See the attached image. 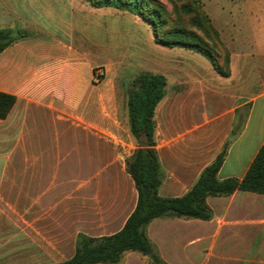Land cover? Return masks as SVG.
Wrapping results in <instances>:
<instances>
[{
    "label": "crops",
    "instance_id": "crops-1",
    "mask_svg": "<svg viewBox=\"0 0 264 264\" xmlns=\"http://www.w3.org/2000/svg\"><path fill=\"white\" fill-rule=\"evenodd\" d=\"M66 5L68 23L53 25L58 31L0 54V91L17 98L0 119V203L32 236L35 264L72 259L80 234L120 232L138 201L126 170L138 147L129 129V79L98 61L97 29L95 39L80 32L85 19H73ZM263 8L253 18L252 50H240L233 36L225 41L228 77L196 67L168 82L156 111L162 197L184 196L226 143L220 180L244 178L263 147ZM207 203L210 221L157 219L147 227L164 262L264 264V195L238 191ZM122 264L151 263L130 252Z\"/></svg>",
    "mask_w": 264,
    "mask_h": 264
},
{
    "label": "trees",
    "instance_id": "trees-1",
    "mask_svg": "<svg viewBox=\"0 0 264 264\" xmlns=\"http://www.w3.org/2000/svg\"><path fill=\"white\" fill-rule=\"evenodd\" d=\"M96 8H114L144 18L152 26L162 46L184 48L202 54L224 77L229 76L230 63L223 70L218 57L205 39L191 30L180 27L168 29L164 6L152 0H86ZM186 7L195 11L193 24L216 38L219 31L203 6ZM36 35L27 30L0 28V54L16 43ZM129 84V83H128ZM168 80L162 74L142 72L127 85L129 129L138 143L133 155L126 161V170L134 180L138 192L137 206L124 228L107 237L92 238L80 234L74 257L57 264H122L127 253L134 252L151 264H166L151 242L147 227L157 219H184L210 221L213 211L207 203L209 197H227L238 191L264 195V145L242 179L220 180L218 175L224 164L229 143L209 164L191 189L182 197L165 198L160 195L164 173L156 149V111L166 97ZM17 102L14 95L0 91V119H6Z\"/></svg>",
    "mask_w": 264,
    "mask_h": 264
},
{
    "label": "rangeland",
    "instance_id": "rangeland-1",
    "mask_svg": "<svg viewBox=\"0 0 264 264\" xmlns=\"http://www.w3.org/2000/svg\"><path fill=\"white\" fill-rule=\"evenodd\" d=\"M152 1L164 6L168 29L180 27L205 39L218 57L223 70L227 69V59L230 63V51L225 42L228 38H236L240 50L254 48L253 41L258 31L254 28L253 18L261 4L264 6V0ZM196 1H199L212 19L219 31L218 38L193 24V19L197 17L194 10H184L186 7L196 8ZM65 3L71 7L73 19H85L86 26L83 29L81 24L80 32L84 31L83 33L92 35L95 39L97 29L98 61L105 62L112 68L119 67L122 80L129 79L127 85L142 72L162 74L173 84L181 70L214 68L202 54L159 44L152 26L144 18L114 8H96L86 0H0V28L27 30L35 35H42L48 29L55 31L57 27L53 25H63L65 21L68 23L65 20V17L68 19V6ZM233 24L236 26L233 27ZM2 152L4 147L0 140V154ZM21 228L16 224L14 216L0 203V264H35L32 259L39 252L31 251L32 236L29 231H26L27 234L22 233Z\"/></svg>",
    "mask_w": 264,
    "mask_h": 264
}]
</instances>
